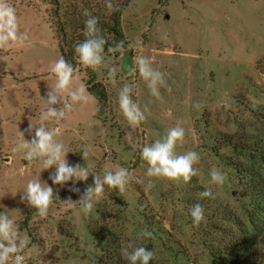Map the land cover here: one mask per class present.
I'll use <instances>...</instances> for the list:
<instances>
[{
    "label": "rangeland",
    "instance_id": "rangeland-1",
    "mask_svg": "<svg viewBox=\"0 0 264 264\" xmlns=\"http://www.w3.org/2000/svg\"><path fill=\"white\" fill-rule=\"evenodd\" d=\"M9 2L30 39L0 51V213L9 211L26 238L24 264H129L121 255L129 241L153 251L150 264H264V0H131L121 17L123 48L104 55L96 71L107 93L104 108L86 91L82 67L74 86L85 89L87 102L75 104L58 126L69 163L89 170L88 180L76 184L80 193L106 170L124 167L134 177L124 193L105 185L88 214L66 202L79 199L71 183L52 184L54 168L42 171L13 151L30 123L32 135L41 124L53 126L41 119V98L55 84L51 68L60 55L53 1ZM141 53L164 74L162 99L138 73L130 75ZM124 84H134L133 99L148 109L137 129L118 106ZM176 126L185 130L177 153L199 154L198 175L188 184L148 177L141 158L143 146ZM213 168L225 174L222 186L211 183ZM39 178L58 196L46 218L21 200L27 182ZM207 188L214 198L200 196ZM195 204L204 209L198 226L190 215ZM145 230L151 238L141 235Z\"/></svg>",
    "mask_w": 264,
    "mask_h": 264
},
{
    "label": "clouds",
    "instance_id": "clouds-1",
    "mask_svg": "<svg viewBox=\"0 0 264 264\" xmlns=\"http://www.w3.org/2000/svg\"><path fill=\"white\" fill-rule=\"evenodd\" d=\"M105 5L109 10H117L112 0H105ZM87 17L84 27V40L74 45V52L78 57L80 65L85 68L97 71L104 65V52L107 41L100 34L98 28V18L85 11ZM166 38V36L164 37ZM29 34L19 30V20L15 7L9 0H0V51L23 48L29 42ZM142 47V46H141ZM123 42L109 47L108 52L121 51ZM136 67L130 75L139 77L146 83L150 94L162 99L160 88L165 86L164 74L153 67L152 58L144 54L134 57ZM51 73L55 78V84L46 92L45 97L41 98L47 105L46 110L41 114L43 121H51L52 127L41 124L35 128L30 123L25 130L32 136L31 140H26L25 132L19 131L21 140L13 148L14 152H21L29 162L38 161L42 171L54 168L55 171L49 176L52 184L61 187L72 184L70 191L79 195L76 202L68 198L66 202L78 204L85 214L91 212L93 201L98 200L105 191V185L110 189H116L120 193L126 191L127 186L134 179L128 169L118 167L115 171L106 170L103 180L99 176H93V184L88 185L83 193L76 187L77 182H86L90 176L88 167L80 164H71L67 160L68 151L65 145L57 137L60 134L59 125L72 110L75 104L87 102L85 89L74 86L76 68L72 63L61 56L55 61L51 68ZM117 68L108 69L109 83L116 86L119 82L116 79ZM134 84H124L118 93V106L121 114L126 119L130 127L137 129L146 119L145 107L143 110L133 99ZM193 107L200 109L199 103ZM185 141V130L183 127L176 126L168 130L167 134L160 140H156L150 145L141 148V158L147 163L146 175L150 178L166 179L179 184H188L192 178L198 175L195 165L199 162V154L189 150L183 154H178L176 149L182 146ZM83 159L89 155L87 149L81 152ZM211 183L222 186L225 182V174L213 168L210 171ZM153 185L148 183L147 188ZM201 197L214 198L211 188L205 189L200 193ZM58 196L54 195L53 187L41 182V179H32L27 182L26 189L21 197L22 202L36 209V213L41 218L49 215V210ZM2 207V205H0ZM9 212V211H8ZM4 211L0 213V264H24V250L27 246L26 238L20 234V228L13 218ZM190 215L195 225H199L204 220V209L202 205L195 204L191 207ZM166 228L167 224L164 225ZM143 237L151 238L150 231H143ZM121 255L129 264H150L154 257L153 251L143 246H137L134 241H129L121 250Z\"/></svg>",
    "mask_w": 264,
    "mask_h": 264
},
{
    "label": "trees",
    "instance_id": "trees-1",
    "mask_svg": "<svg viewBox=\"0 0 264 264\" xmlns=\"http://www.w3.org/2000/svg\"><path fill=\"white\" fill-rule=\"evenodd\" d=\"M55 5V31L58 37V51L60 57L69 61L76 68V72L83 67L74 52V45L84 40V27L87 17L85 11L98 18L100 34L105 38L104 55L109 54L108 48L114 47L120 42L125 43V35L122 31L121 17L123 11L128 7L131 0H112L117 10H109L105 0H69L61 3L59 0H52ZM115 54L118 53L114 52ZM85 78L83 84L86 91L95 98L102 110L107 101V93L102 83L97 80L96 71L83 67Z\"/></svg>",
    "mask_w": 264,
    "mask_h": 264
}]
</instances>
